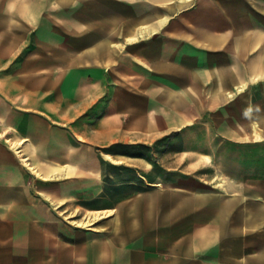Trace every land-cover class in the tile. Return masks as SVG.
<instances>
[{"label":"crops","instance_id":"0c3cea01","mask_svg":"<svg viewBox=\"0 0 264 264\" xmlns=\"http://www.w3.org/2000/svg\"><path fill=\"white\" fill-rule=\"evenodd\" d=\"M53 1L0 0V59H33L0 78V264H264V175L223 186L211 151H111L187 145L237 110L264 80V0H77L81 20L43 24ZM227 121L228 140L244 136ZM200 131L194 142L218 143ZM91 150L134 162L133 180L107 183ZM90 179L97 207L82 220L98 218L81 227L75 187L89 199Z\"/></svg>","mask_w":264,"mask_h":264},{"label":"rangeland","instance_id":"374dc122","mask_svg":"<svg viewBox=\"0 0 264 264\" xmlns=\"http://www.w3.org/2000/svg\"><path fill=\"white\" fill-rule=\"evenodd\" d=\"M71 4H73V8L69 6ZM79 4L80 1L77 0L53 1V9H55L56 13L53 16H43L42 23L64 26L66 18L81 20L82 13ZM162 11V8L154 7V13L156 14L155 16H159ZM23 18H25L27 23L31 25L30 27L34 26L36 23L33 16H25ZM2 19L3 18L0 16V24H2ZM5 23L9 24L10 26L18 25L17 21L15 20L5 21ZM51 33L53 35H57V32ZM32 51V47H27L25 50H23L20 57H26ZM30 61H33V59H0V78L11 77L16 75L19 71H23L25 68L27 69L28 65L25 64V62ZM247 105L250 106V111L247 113L246 117L242 109H246ZM237 106L239 108H237V110L234 112H227L226 110L219 111L217 113V119L214 120V124H216V126L213 128L199 129L195 134L190 135L189 138L191 141H189L190 143L187 145H183L182 142L177 140L164 146L154 147V149H147L145 147H133L131 149H125L122 146H115L111 149V151L115 152L116 156L132 154L143 158L147 156L151 158L153 151L155 153L157 152L159 155L167 152L168 154H171V156L174 153L182 150L194 152L211 151L216 155V158L211 166L213 168V174H215L217 178L216 180H218L217 183H222L224 186L225 182H227L229 178H234L239 183L254 184L257 182L256 178L258 174L260 175V178L263 177L262 175H264V139L261 143H250L245 141L252 140L249 135H251L253 124L256 123L257 127H260V129L264 131V80L252 85L249 90V95L246 96L245 100L238 101ZM232 117L235 123V131L245 133L243 134L244 136H236L235 134L233 138L234 141L228 140L230 138L229 134L227 133L229 131V127H226L228 122L227 119H231ZM200 130L203 131V134L206 131L205 133L207 134L210 133V135H218V143L215 144L206 142L204 144H200L198 142H194L195 137L200 136ZM88 154H90V163L93 164L92 166H100L106 171V176L104 178L106 179L107 183L120 186L129 184V181L131 179L133 180L135 173L132 165L134 162L127 161L125 159H119L122 160L123 165L112 166L107 162H104L99 156L98 152L91 150L88 152ZM88 154H86V156L83 158L81 153L79 156H76L75 154V162H84ZM182 157L183 156H180L179 159L177 158V160H164V162L170 164L173 162L180 163L183 161ZM206 161L209 163L207 158L204 159V162ZM142 176L143 179H140L139 182L140 189L145 188L150 182L147 181L145 175ZM149 180H151V177ZM89 187L91 191L90 197L89 199L84 198V200L81 197V191L83 189L82 185L75 187V194L78 196V198L74 200L75 206L73 213H75V217L72 220H76L75 222H84V220H82L83 216L90 214L83 211L81 207L82 204L84 206H89L91 210L97 207L98 180L90 179Z\"/></svg>","mask_w":264,"mask_h":264},{"label":"bare ground","instance_id":"6f19581e","mask_svg":"<svg viewBox=\"0 0 264 264\" xmlns=\"http://www.w3.org/2000/svg\"><path fill=\"white\" fill-rule=\"evenodd\" d=\"M97 218H98V214L94 213V216H89L84 222H81V223L74 222V224H77V226H81V227H87L91 224V222L94 219H97Z\"/></svg>","mask_w":264,"mask_h":264}]
</instances>
